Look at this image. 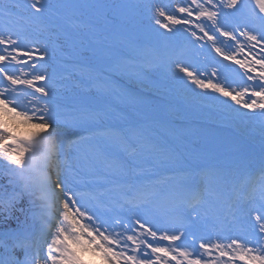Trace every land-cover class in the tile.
I'll return each instance as SVG.
<instances>
[{"label":"snow or ice","instance_id":"obj_1","mask_svg":"<svg viewBox=\"0 0 264 264\" xmlns=\"http://www.w3.org/2000/svg\"><path fill=\"white\" fill-rule=\"evenodd\" d=\"M251 3L253 14L258 10L257 18L264 24V0ZM28 6L34 13L46 10L44 0H32ZM19 7L16 0H0V14L6 17ZM53 7L100 5L58 2ZM152 7L160 28L175 35L181 31L176 26H186L184 32L196 41L206 38L218 56L238 65L253 83L233 87L219 79L205 81L203 73L179 62L175 70L196 88L231 100L238 108H232L227 100L219 103L238 116L247 115L240 109L259 110L257 115L264 126V28L228 30L222 23L243 11V0H188L177 5L178 17L161 6ZM217 32L225 41L233 42L237 53L253 58H237L236 53L223 50L230 46L223 42L218 45ZM0 46V264H92L93 256L100 257L103 264H264V188L250 233L230 240L205 235L198 215L180 212L160 220L147 211L143 215L135 211L131 216L123 214L151 206L159 195L155 189H136L134 197L117 205L116 210L107 209L110 216L101 214L99 210L105 205L91 193L87 195L96 206H89L83 191L85 169L79 160L87 161L99 151L89 143L91 136L85 134L91 114L82 107L67 106V98L48 72L47 48L30 49L13 33L6 38L0 34ZM212 75L219 73L214 69ZM70 132L74 138H68ZM85 148L87 151H82ZM260 171L264 175V162ZM87 175L96 178L91 168ZM195 206L188 205L190 209Z\"/></svg>","mask_w":264,"mask_h":264},{"label":"rangeland","instance_id":"obj_2","mask_svg":"<svg viewBox=\"0 0 264 264\" xmlns=\"http://www.w3.org/2000/svg\"><path fill=\"white\" fill-rule=\"evenodd\" d=\"M21 1L16 0L19 5ZM141 1L143 2L142 7L146 12L150 11L149 14L152 13L150 18L153 19L154 8L152 5L153 2L157 4V0ZM162 1H165L166 6L161 1L157 6L163 7L167 12L177 17L180 15L175 11L177 5L188 3V0H175L173 3L168 0ZM243 3L245 7L241 13H237L235 16L230 15L222 20L224 27L228 30L259 31L257 24L261 21L257 18L258 10L257 15H254V5L251 0H243ZM28 5L24 8L14 9V14L9 17H0V34L5 35V38L8 33L18 35L20 30L13 25L20 26L25 30L26 25L31 35L21 41L23 45L30 49L33 46L55 47L54 51H48V72L67 98V106L70 109L82 107L91 114L92 118L85 123L87 130L106 131L91 136L89 141L97 146L99 151L95 155H90L87 161L83 158L79 160L80 166L85 169L83 191L89 189L91 194H96L99 201L105 205L104 209L99 210L101 214L110 216L111 213L107 209H117L118 201L124 199V194L129 191V185L142 183L146 184V189H155L159 195L147 209H129L123 213L124 215L131 216L133 211L137 215H143L147 211L160 220L180 212L186 215H198L201 230L205 235L210 236L211 234L204 231L205 227L202 221L209 217L214 218L212 222L216 220V214L221 211V206L224 203L222 198L229 191L230 181L239 178V181L240 179L243 181L241 186L244 187V181L249 175L244 171H248L249 166L260 163L264 159V126L254 112L240 109V112L247 115L238 116L219 103L221 100H227L231 107L238 108L228 98L212 93L210 90L198 89L188 83L187 77L176 71L174 65L179 62L196 73H202L205 70L206 75L203 74L205 81L208 78H212L214 81L219 79L221 83L233 87H242L253 82L241 77L234 79L232 74L242 76V69L231 61L223 60L221 56H218L206 38L196 41L188 32H184L182 30L186 27L184 25L176 26L181 31L175 35L171 34L177 37L179 42L173 45L169 54L165 55L167 61L161 55L160 49L156 51L155 55L148 56L150 62L144 61L142 53L137 52H140V47L128 42V45L134 47L133 57L141 58L140 60L143 63H148L149 67L142 68L139 60L137 62L134 60L122 62V55H119L118 59L124 66V70L120 73L116 72L118 74L116 77L119 79L117 82H105L100 70L93 65V69H88L89 71L84 73L86 77L92 79L91 81L83 78V72L78 68L75 73L71 69L64 73L63 70L68 67L67 61L76 59L79 62L91 64L95 53H98L95 56L98 55L99 59L106 64L119 62L116 57H110L112 54L110 50L100 52L96 40V37L99 39V35H102L104 40L110 43L116 36L115 32L111 34L108 32V28L102 27V15L99 16L101 20L93 15L90 17L95 19L93 24L95 28L88 35L84 34L85 29L83 31L78 29L79 25L72 24L74 29H69L67 23L75 22V19L80 20L81 16L86 17L87 14L73 12L78 13L73 15H77L80 17L79 19L73 18L70 15L72 12L69 10L56 9L54 10L56 16L49 14L44 18L47 19L45 22L47 27L46 33L43 35L34 20L38 15ZM225 11L231 13L233 10L225 9ZM121 14L125 15V11ZM141 16L145 18L143 14ZM23 19L24 24L19 23L21 22L19 20ZM159 19L163 22L162 17ZM153 20L155 22V19ZM52 23H58L57 26L55 25V31L50 30ZM119 23L117 27L122 22ZM143 23L145 20L139 25ZM200 35L203 34L200 33ZM215 35L218 37V45L223 42L224 45L230 46L223 48L229 54L236 53L237 58L241 59L253 58L251 54L245 57L244 53H237L235 47L232 46L233 42L225 41V38L220 37L218 32ZM119 36H123V34ZM181 45L186 49L180 50ZM2 47L0 46V48ZM129 49L132 50V47ZM247 51L246 48L245 52ZM254 51L257 55L260 54L259 49ZM202 57L203 63L201 64ZM11 67L15 68L16 66L12 65ZM107 67L111 68L112 66ZM257 68H259L258 65ZM214 69L219 73L217 77L212 75ZM80 75L82 76L80 77ZM178 78H182L184 82L182 83ZM86 83H92L94 86ZM97 83H101V85L97 87ZM76 101L82 102V104L74 103ZM182 103L183 109L179 107V104ZM231 116L236 117L237 120ZM188 118L203 121L202 126L208 123L211 129L205 126L206 129H202L198 122L189 123L187 122ZM218 122L222 125L228 123L234 129L226 132L218 130L216 129ZM28 130H31L30 126H28ZM68 138H74V134L68 133ZM131 146L135 148L134 151L130 150ZM82 151L86 152L87 149ZM73 155L76 154L73 153ZM76 163L77 161L73 160V164ZM201 165L207 166L209 173L200 181L196 180L195 175L196 168ZM89 168L96 173V178L87 175ZM189 168L191 172H189ZM162 171H175V175L159 186L150 187L149 180L152 178L149 174ZM195 181L197 184L204 183L201 194L197 198L194 195L197 185ZM257 195H261L260 190ZM257 198L254 202H250L256 214L262 203L261 197ZM84 199L89 206H96V201L90 199L88 195H85ZM193 203H196V206L194 209H190L188 205ZM233 218L236 219L235 216ZM241 218L244 225L239 222ZM236 220L240 223L237 222L235 227L237 228V237H246L251 228L248 223L244 222L242 214L239 216L237 213ZM10 224L12 227L16 226L14 221H10ZM90 258L92 264H103L98 256Z\"/></svg>","mask_w":264,"mask_h":264},{"label":"bare ground","instance_id":"obj_3","mask_svg":"<svg viewBox=\"0 0 264 264\" xmlns=\"http://www.w3.org/2000/svg\"><path fill=\"white\" fill-rule=\"evenodd\" d=\"M263 180H264V176L261 175V174H258L256 179H255V181H254L253 188H255L256 186L260 185V183ZM237 199H238V196H234V198H232V201H235V203H238ZM240 205H242V207L238 208V210L245 212L243 214V216H246V217H244L245 218L244 221L246 223H248L249 226L252 227V225L255 224V220H254V216L256 215L255 212L251 208L245 209V210L243 209L244 206L245 207H250V205H248V203H244L243 204V201H240ZM230 213H231V208H229L228 212L224 215V219L226 220V222H225V231H226V235H227L228 238L237 237V231L235 229H233V226L236 224V220H231L232 219V215ZM227 229H230L231 231H228ZM257 234H258V229H257ZM220 235L224 236V233L220 234Z\"/></svg>","mask_w":264,"mask_h":264},{"label":"flooded vegetation","instance_id":"obj_4","mask_svg":"<svg viewBox=\"0 0 264 264\" xmlns=\"http://www.w3.org/2000/svg\"><path fill=\"white\" fill-rule=\"evenodd\" d=\"M46 1L53 5L57 4L58 2H68L79 5H85V4L100 5V7H108L112 9H114L115 3L116 4L120 3V0H46ZM137 2L138 0H132V3H137ZM100 7L77 8L71 10L75 12H88V14H91L93 12V9H99Z\"/></svg>","mask_w":264,"mask_h":264}]
</instances>
